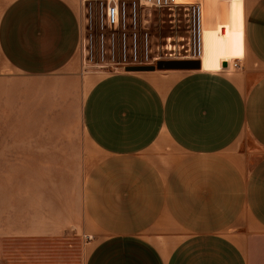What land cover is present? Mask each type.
Returning a JSON list of instances; mask_svg holds the SVG:
<instances>
[{
    "label": "crops",
    "instance_id": "obj_1",
    "mask_svg": "<svg viewBox=\"0 0 264 264\" xmlns=\"http://www.w3.org/2000/svg\"><path fill=\"white\" fill-rule=\"evenodd\" d=\"M197 1L198 68L109 71L81 0H0L17 160L78 163L17 182V264H264V0Z\"/></svg>",
    "mask_w": 264,
    "mask_h": 264
},
{
    "label": "rangeland",
    "instance_id": "obj_2",
    "mask_svg": "<svg viewBox=\"0 0 264 264\" xmlns=\"http://www.w3.org/2000/svg\"><path fill=\"white\" fill-rule=\"evenodd\" d=\"M87 25L85 35L89 36ZM88 4V3H87ZM100 4L93 1V59H87L86 69H104L109 71L124 70L129 65H156L160 60H193L179 56H187L189 50L190 17L184 8L155 9L138 6L137 26L131 23L125 30L100 27ZM126 33L124 45L123 33ZM137 36V59L134 53V34ZM84 35V34H83ZM115 37L114 46L112 37ZM102 37L104 38L102 46ZM147 45V46H146ZM148 51H147V50ZM146 51L148 56H146ZM161 57H171L163 59ZM158 59V60H157ZM136 62V63H133ZM146 62V63H143ZM157 69H159L157 67ZM5 83V91L0 95V264H17L23 260L28 249L27 242L17 240V182L29 180L33 171L77 168V162H30L17 160V136H30V131L17 130V88ZM35 133V131L33 132ZM31 171V173H29ZM20 176V177H19ZM24 191V190H22Z\"/></svg>",
    "mask_w": 264,
    "mask_h": 264
},
{
    "label": "built area",
    "instance_id": "obj_3",
    "mask_svg": "<svg viewBox=\"0 0 264 264\" xmlns=\"http://www.w3.org/2000/svg\"><path fill=\"white\" fill-rule=\"evenodd\" d=\"M93 1L100 4V27L104 28L105 25L110 28H121L125 30L131 23L134 27L137 26V10L138 6L155 9H174L184 8L188 11L190 17V36L189 38V50L190 54L187 56H179L175 58H190L193 60H202L204 54V19H203V5L197 0H82L83 7L85 8V17L88 20V26H90V35L86 36L85 31L87 25L84 24L83 40H82V52H86L87 56H91L93 59ZM88 3V4H87ZM124 45L126 40V33H123ZM115 37H112V43L114 46ZM104 38L102 37V46ZM134 56L137 59V36L134 34ZM147 46V45H146ZM147 50V49H146ZM148 51V50H147ZM146 51V56L148 52ZM163 59H170L171 57H161ZM241 58L234 59L233 62H229L228 66L234 69L241 68ZM158 60V59H157ZM87 59H83V65L86 64ZM136 63V62H133ZM146 63V62H143Z\"/></svg>",
    "mask_w": 264,
    "mask_h": 264
},
{
    "label": "water",
    "instance_id": "obj_4",
    "mask_svg": "<svg viewBox=\"0 0 264 264\" xmlns=\"http://www.w3.org/2000/svg\"><path fill=\"white\" fill-rule=\"evenodd\" d=\"M173 69V68H198V60H160L156 65H129L125 67L126 71H145L157 69ZM222 67L227 68L228 62H222Z\"/></svg>",
    "mask_w": 264,
    "mask_h": 264
},
{
    "label": "bare ground",
    "instance_id": "obj_5",
    "mask_svg": "<svg viewBox=\"0 0 264 264\" xmlns=\"http://www.w3.org/2000/svg\"><path fill=\"white\" fill-rule=\"evenodd\" d=\"M203 19H204V16H203Z\"/></svg>",
    "mask_w": 264,
    "mask_h": 264
}]
</instances>
